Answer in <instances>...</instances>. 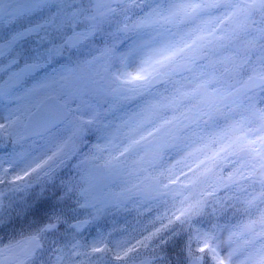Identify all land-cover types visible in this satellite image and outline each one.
I'll use <instances>...</instances> for the list:
<instances>
[{
  "label": "snow or ice",
  "instance_id": "1",
  "mask_svg": "<svg viewBox=\"0 0 264 264\" xmlns=\"http://www.w3.org/2000/svg\"><path fill=\"white\" fill-rule=\"evenodd\" d=\"M0 264H264V0H0Z\"/></svg>",
  "mask_w": 264,
  "mask_h": 264
}]
</instances>
